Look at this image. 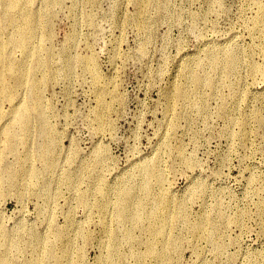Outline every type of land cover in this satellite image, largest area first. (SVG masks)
<instances>
[{"label":"rangeland","instance_id":"374dc122","mask_svg":"<svg viewBox=\"0 0 264 264\" xmlns=\"http://www.w3.org/2000/svg\"><path fill=\"white\" fill-rule=\"evenodd\" d=\"M8 2L0 264H264V0Z\"/></svg>","mask_w":264,"mask_h":264},{"label":"bare ground","instance_id":"6f19581e","mask_svg":"<svg viewBox=\"0 0 264 264\" xmlns=\"http://www.w3.org/2000/svg\"><path fill=\"white\" fill-rule=\"evenodd\" d=\"M19 2H20V0H9L8 5H9L10 7L18 8V7H19V6H18ZM23 13H25V12H23ZM23 13H21V14H23ZM30 20H31L30 14H29V13H26V14H25V25H24V27H26V28L24 29V33H26V39H24V40H28V42H29V40L32 38V35L29 37V33H28V32H29V28H30V26H31V24H30ZM32 53L35 54V52H32ZM1 54H2V51L0 50V56H1ZM233 60H234L233 57H230V59H229V63H232ZM22 72L25 73V74H21V75L19 76L18 79H19L20 81L23 80V78H24V76H25L26 74H31L33 71H32L31 69H27V70H25V71L22 69ZM27 76H29V75H27ZM30 88H32V90H33V88H34V83H33V82L30 84ZM5 89H6V85H5V83H4L3 74L1 73V70H0V95H1L4 91H6ZM23 122L26 123V122H27V119L24 118V119H23ZM44 134H46V133L44 132ZM46 145H47V144H46ZM46 145H45V146H46ZM42 153H43L42 156L47 158V156L50 154V149L46 146V147L44 148V150H42ZM139 206H140V203L137 202V203H136V207L139 208ZM118 216H119V217H121V216H122V217H125V215H124V213H123L122 211H120V212L118 213ZM162 232H163L162 229H161L160 231H158L159 234H162Z\"/></svg>","mask_w":264,"mask_h":264}]
</instances>
